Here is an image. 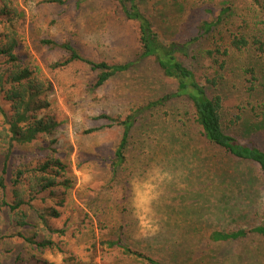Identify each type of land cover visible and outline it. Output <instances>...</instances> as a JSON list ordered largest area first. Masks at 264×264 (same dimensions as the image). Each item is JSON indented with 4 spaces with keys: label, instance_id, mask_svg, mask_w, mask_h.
<instances>
[{
    "label": "trees",
    "instance_id": "trees-1",
    "mask_svg": "<svg viewBox=\"0 0 264 264\" xmlns=\"http://www.w3.org/2000/svg\"><path fill=\"white\" fill-rule=\"evenodd\" d=\"M69 1L42 0L41 3L63 6ZM72 1L80 9L87 1L105 0ZM109 1L120 18L136 30L139 55L134 60L109 63L91 59L84 56L70 39L56 41L45 38L41 43L63 52V56L51 64L52 68L63 69L79 63L94 73L89 85L91 94L143 60L152 61L162 78L174 81L173 92L131 108L124 116L100 113L93 117L122 129L110 161L112 180L127 162L126 150L130 140L140 145L152 137L147 140L135 137L138 128H148L145 117L157 113L175 98L190 104L197 133L192 136L186 118L179 115L180 118L171 126L175 129L169 131L172 144L167 146V142L154 135L150 145L169 148L177 144L183 151L190 153L197 148L202 154L197 164L200 168L197 169L196 181L192 183L187 178L185 186L186 194L200 197L199 203H184L186 194L181 192L184 205L179 206L186 212L175 214L168 210L165 215L158 214V227L149 242L137 240L140 247L129 246L125 240L127 230L119 228L115 237L104 240L103 245L109 249H120L124 255L142 264H232L235 245L251 237L264 239V148L251 137L264 133V98L261 96L264 92V0H250L253 6L240 19L231 4L221 7L216 13L207 9L209 17L200 20L195 34L185 40L173 38L174 29L168 30L171 27L164 20L152 19L151 14L141 8L147 0ZM166 1L183 7L191 3L190 0ZM22 15L12 0H0V149L3 156L0 212H4L9 226L25 228L30 225L28 209L25 208L31 209L46 234L39 236L35 231L28 235L18 231L13 235L33 247L44 249L55 245L54 234L62 235L65 231L50 223L51 219L60 216L57 207L62 205L64 198L56 200L55 206H37L36 196L47 191L43 201L54 199L60 189L59 195H64L72 181L64 174L66 166L56 156L53 139L38 147L44 154L43 158L35 162L20 159L13 169H8L15 146L30 144L41 135L50 134L60 123L52 113L45 112L54 104L49 97L52 84L40 78L17 54V25ZM203 41H208L210 47L191 57L206 59L213 67L212 74H204V84L196 72L180 59L181 56L189 57L192 46ZM230 76L243 81L245 105L224 120V97L219 85L232 80ZM205 84L213 86L214 94L207 93ZM164 113V123L176 117ZM96 129L90 128L86 132ZM239 135L247 140L242 141ZM182 136H187V141ZM197 152H193V157ZM188 170L194 175L195 168ZM9 171L10 184L7 186ZM171 227L173 229L169 230ZM4 237L7 235L1 234V238ZM238 253L240 257L241 252ZM250 259L261 263L255 253Z\"/></svg>",
    "mask_w": 264,
    "mask_h": 264
},
{
    "label": "rangeland",
    "instance_id": "rangeland-1",
    "mask_svg": "<svg viewBox=\"0 0 264 264\" xmlns=\"http://www.w3.org/2000/svg\"><path fill=\"white\" fill-rule=\"evenodd\" d=\"M41 1L12 0L23 12L17 25V54L40 78L52 84L49 97L54 104L45 112L52 113L60 123L50 134L41 135L30 144L15 146L8 169H13L20 159L35 162L43 158L44 154L38 147L55 140L56 156L65 164L67 172L64 174L71 179L72 184L64 195H59L62 189L57 190L58 196L54 199L43 201L47 191L41 192L36 196V204L55 206L56 200L63 197L62 205L57 207L60 216L51 219L50 223L65 231L62 235L54 234L53 247L38 249L13 235L18 231L28 235L35 231L39 236L46 234L31 209L25 208L30 217V225L25 228L9 226L4 212H0V264H142L124 255L120 249L105 247L103 242L115 237L119 228L127 230L125 240L129 246H137V240L141 243L149 242L158 227V214L165 215L168 210L175 214L183 210L186 212L179 205L200 202L198 195L185 193L188 183L186 179L190 178L192 183L196 181L197 169L200 168L197 164L202 154L199 149L188 153V150H181L177 144L169 148L150 145L154 135L167 142V146L172 144V133L169 134V131L175 129V126L173 129L171 126L180 118L179 115L186 118L192 136L197 133L198 127L193 123L191 106L187 101L175 98L157 113L145 117V124L149 123V126L146 129L138 128L135 137L146 140L152 137L140 145L130 140L126 150L129 156L127 162L116 179L112 180L110 161L114 157V148L122 129L110 126L104 120H94L93 117L100 113L124 116L131 108L173 92L175 83L162 78L152 61L143 60L91 94L89 85L94 73L79 63L63 69L52 68L51 64L61 58L63 52L42 44L41 40L70 39L86 57L109 63L125 62L139 55L134 26L120 18L109 0L87 1L80 9L76 8L72 0L63 6ZM189 2L190 5L183 7L166 0H147L141 4V8L151 14L152 19L164 20L171 27L168 30L174 29L173 38L185 40L195 34L196 24L200 20L209 17L207 9L216 13L221 7L231 4L240 19L253 6L250 0ZM208 47V41L196 43L189 57H180L196 72L203 84L204 76L212 74L213 67L206 59H193L191 56L199 55L200 50ZM230 77L232 80L219 85L224 97V120L236 114L238 107L245 105L243 81L236 76ZM205 87L207 93L214 94L213 86L205 84ZM261 96L264 98V92ZM164 112L176 117L164 123ZM90 128L97 129L87 133ZM239 136L242 141L247 140ZM182 137L187 141V136ZM251 137L258 146L264 148V133H256ZM195 150L198 152L193 157ZM1 151L0 172L3 163ZM190 167L195 168L194 175L189 172ZM9 180L10 171L6 175L7 186ZM181 192L186 194L183 197L184 203L181 202ZM171 217L174 218V214ZM1 234L7 237L1 238ZM233 252L232 264L233 261L235 264H262L264 239L248 238L235 245ZM238 252H241L240 257ZM253 253L257 254L261 263L250 259Z\"/></svg>",
    "mask_w": 264,
    "mask_h": 264
}]
</instances>
